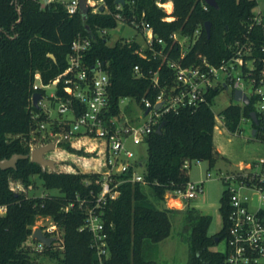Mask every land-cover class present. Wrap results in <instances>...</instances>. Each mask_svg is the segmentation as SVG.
Returning a JSON list of instances; mask_svg holds the SVG:
<instances>
[{
	"label": "trees",
	"instance_id": "1",
	"mask_svg": "<svg viewBox=\"0 0 264 264\" xmlns=\"http://www.w3.org/2000/svg\"><path fill=\"white\" fill-rule=\"evenodd\" d=\"M103 1L106 8L95 12L91 7L85 20L80 12L70 14L61 0H0V161L31 152L33 117L40 114L38 120L45 119L42 109L33 103L34 93H45L42 88L35 89V74H41L44 85L50 84L68 67L72 44L79 37H92L85 56L91 68L98 60L107 64L112 116L121 115L122 99L133 98L146 110L145 100L155 102L161 88L175 84L168 60L191 66L206 58L211 65L220 67L225 61L242 58L243 65L236 66L245 80L250 70L259 77L264 69V15L254 12L257 0H216L218 8L204 0H125L124 4ZM168 1L169 10L174 5L172 20L166 19L168 13L158 5ZM119 22L139 30L143 22L148 23L154 30L155 50L142 47L134 39H120L110 46L104 31L117 27ZM207 22L211 23L209 33ZM180 37L193 40L194 44L184 50ZM141 48L146 57L136 52ZM252 65L254 68L249 67ZM136 66L140 71L135 70ZM154 72L159 75L158 87L153 85ZM229 84L230 81L216 83L206 92V102L171 110L153 125L145 142V183L127 181L131 173L123 174L119 178L126 181L119 186L118 198L103 208L110 251L103 262L93 246L92 232L81 230L88 208L95 205L101 189L98 175L44 171L30 159H20L17 168L0 167V206L7 207V212L0 215V264H34L31 247L26 243L30 238L38 243L32 235L40 217H51L63 229V264H156L150 258V244L170 236L177 214L182 216L185 229L190 230L188 264H224L225 253L215 247L227 237L228 192L225 190L221 199L223 228L214 235L209 234L211 215L193 206L167 208L165 196L190 181L187 172L192 161H207L210 167L217 164L220 153L214 142L216 115L212 105ZM58 93L65 94L62 84ZM255 102V97L249 105L233 101L221 113L227 130L236 133L242 121L249 120L257 129L254 137L259 138L260 124L251 118L253 111L258 115ZM35 176L42 179L47 189L58 193L31 196L11 190V180L33 188ZM52 248L46 246L42 251L56 256L59 251Z\"/></svg>",
	"mask_w": 264,
	"mask_h": 264
},
{
	"label": "built area",
	"instance_id": "2",
	"mask_svg": "<svg viewBox=\"0 0 264 264\" xmlns=\"http://www.w3.org/2000/svg\"><path fill=\"white\" fill-rule=\"evenodd\" d=\"M88 2L95 12L104 4L103 0ZM65 4L70 14L80 11L79 0H71ZM158 5L168 13L166 19H171L173 9L172 12L167 11L165 3L162 2H158ZM117 17L120 18V15ZM258 21H261L260 18ZM140 31L145 37L146 46L155 50L156 38L153 28L143 22ZM174 37L177 38L176 35ZM157 41L163 43L160 38H157ZM91 45L92 37H79L73 42L72 52L68 55V67L50 83L56 86L52 100L59 104L61 118H52L50 111L42 109L45 97L43 94L39 108L42 109L45 119L38 120L40 114L34 115L35 125L31 130L30 147L32 151L38 145L55 143L56 148L46 154V157L57 162L59 172L98 175L97 183L101 189L95 205L88 208L87 221L81 230L87 228L92 232L93 246L99 260L103 262L104 258L110 255L103 208L110 200L118 198L119 186L126 181L119 177L131 173L127 181L145 183L144 174H139L136 170L142 165L141 162L129 161L134 158V153L126 147L127 139L131 137L135 143H145L153 125L157 124L163 114L182 107L198 106L207 101L206 92L209 87L218 82L227 84L230 81L229 86L233 88V94L236 89H241L250 101L251 98H256L257 116L260 119L259 138L264 142V69L261 70L259 77L253 75L250 70L245 80L236 66L243 65L242 58L225 61L220 67L211 65L206 58L201 63L191 66H183L180 62L168 60L167 65L173 68L175 73V84H167L161 88L155 102L145 100V116L148 118L145 123L131 124L120 115H110L108 90L110 79L105 68L107 64L98 60L91 68L86 63V52ZM136 52L146 57L142 53V48ZM184 56L183 52L182 58ZM249 67L254 68L253 65ZM135 70L140 71L139 66H136ZM222 77L225 81H221ZM36 79L41 81V86L36 84ZM152 79L154 87L160 86L158 72L153 73ZM50 84L44 85L41 74H35V89H44ZM60 84L64 95L58 93ZM247 87L254 88L253 96L246 93ZM160 103L161 106L157 109L156 106ZM148 109L149 112L146 113ZM218 120L222 123L220 119ZM257 166H260V170L255 169ZM208 175L210 176V173ZM222 179L229 194L230 204L229 226L225 239L227 245L223 251L226 255L224 264H264V157L254 163H240L237 168L222 172ZM10 188L14 192L24 191L21 181L11 180ZM203 191L204 182L189 181L185 186L166 193L165 207L172 209H176L177 205L181 208L188 207ZM6 212L7 207L0 206V213ZM58 227L52 221L47 232L52 233ZM45 247V244L38 241L36 247L38 251Z\"/></svg>",
	"mask_w": 264,
	"mask_h": 264
},
{
	"label": "rangeland",
	"instance_id": "3",
	"mask_svg": "<svg viewBox=\"0 0 264 264\" xmlns=\"http://www.w3.org/2000/svg\"><path fill=\"white\" fill-rule=\"evenodd\" d=\"M42 2L49 3L55 0H41ZM68 2L71 0H61ZM171 2V1H168ZM166 2V3H168ZM165 3V4H166ZM167 11H174V5L165 6ZM257 16L264 15V0H257V6L254 9ZM169 20L173 17L170 15ZM109 36L108 44L115 45L120 39H134L141 43L142 47L146 46L145 37L135 26L119 22L117 27L107 31ZM180 43L184 50H188L194 44L193 40L184 37L179 38ZM221 81H225L221 78ZM226 84V82H224ZM36 84L41 86V81L36 79ZM45 97L42 104L44 111H50L52 118H61L59 114V104L52 100V95L56 92V86L50 84L44 87ZM249 96L254 95V88H245ZM233 88L231 85L224 89L215 99L212 109L216 115V128L214 131V142L217 150L219 151V160L214 167H210L207 161L194 160L188 169L189 180L192 182H204V191L199 193L198 196L191 201L190 206L195 207L203 214L212 216V224L209 229V234L214 235L218 233L223 227V218L220 212L221 199L226 189V185L222 179V172L231 171L238 167L240 163H254L260 158L264 157V142L260 138L253 136V128L251 121H242L240 129L236 133H232L223 124L222 112L233 102ZM236 102V101H235ZM122 119H127L131 124H143L148 118L145 116V110L133 98H124L120 103ZM69 115V114H68ZM220 119L222 121L219 122ZM38 145L37 147H40ZM126 147L134 153V158L129 161L135 162L136 160L142 161L143 165H139L136 170L139 174H145L147 171L148 159V145L147 143L138 144L130 137L126 141ZM55 156V154H52ZM260 170V166L255 167ZM49 170V169H48ZM60 170V169H59ZM210 173V176L208 175ZM33 188L27 189L24 186L25 193L31 196H44L47 194H57L58 190L47 189L41 178L33 177ZM151 193V192H150ZM176 209H185L177 205ZM1 215V213H0ZM52 224L51 217H40L34 227L41 229L42 233L52 239L49 246H52L54 251H59L56 256H52L45 251H36L37 242L32 238L26 243V246L31 247V257L34 264H63L64 254L60 248L61 239L63 237V229H58L52 233L47 232V229ZM190 230L185 229L182 216L177 214L174 217V224L172 226L171 234L168 238L160 243H151L150 258L156 264H188L189 262V245L188 236ZM226 240L220 241L216 249L220 251L226 250Z\"/></svg>",
	"mask_w": 264,
	"mask_h": 264
},
{
	"label": "water",
	"instance_id": "4",
	"mask_svg": "<svg viewBox=\"0 0 264 264\" xmlns=\"http://www.w3.org/2000/svg\"><path fill=\"white\" fill-rule=\"evenodd\" d=\"M208 5L213 6L215 8H218V4L216 2V0H204ZM125 0H116L117 4H124ZM79 4H80V14L81 16L86 20L89 16V12L90 9L92 7V5H90V3L88 2V0H79ZM106 8L105 4H102L99 7L100 11H103ZM210 22L206 23V30L209 33L210 32ZM234 100L236 102H243L247 105L250 104V99L248 98V96L246 94H244L243 90L241 89H236L234 91ZM43 98V95L39 92L34 93L33 95V103L36 107H40L39 106V101ZM161 103L158 104L156 106V108H160ZM149 112V109L147 110L146 113ZM251 118L252 120L258 124V116L256 114L255 111L251 112ZM256 128H254L253 130V134L256 133ZM161 131V126L158 128V132ZM56 148L55 143H50V144H46L40 147H37L35 149H33L29 154H14L11 158H6L0 161V167L3 170L6 169H10V168H17V163L20 159H30L32 162L38 163L42 166L44 171H47L48 169H50L53 172H59L58 167H57V162L53 159H49L46 157V154H48L49 152L53 151ZM33 238L37 239L38 241L42 242L43 244H45L46 246H49L52 239L46 237L43 233L41 229H36L33 233ZM216 241L219 242V238H216Z\"/></svg>",
	"mask_w": 264,
	"mask_h": 264
},
{
	"label": "bare ground",
	"instance_id": "5",
	"mask_svg": "<svg viewBox=\"0 0 264 264\" xmlns=\"http://www.w3.org/2000/svg\"><path fill=\"white\" fill-rule=\"evenodd\" d=\"M165 6H169V4H168V3H166V4H165Z\"/></svg>",
	"mask_w": 264,
	"mask_h": 264
},
{
	"label": "crops",
	"instance_id": "6",
	"mask_svg": "<svg viewBox=\"0 0 264 264\" xmlns=\"http://www.w3.org/2000/svg\"><path fill=\"white\" fill-rule=\"evenodd\" d=\"M169 3V2H168ZM219 152V151H218Z\"/></svg>",
	"mask_w": 264,
	"mask_h": 264
}]
</instances>
